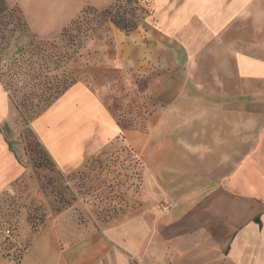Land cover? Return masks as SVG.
I'll use <instances>...</instances> for the list:
<instances>
[{
  "label": "crops",
  "instance_id": "0c3cea01",
  "mask_svg": "<svg viewBox=\"0 0 264 264\" xmlns=\"http://www.w3.org/2000/svg\"><path fill=\"white\" fill-rule=\"evenodd\" d=\"M114 1L0 0V16L16 9L31 34L47 37L85 7ZM141 1L149 15L134 31L111 26L114 63L149 79L177 69L172 95L152 93L167 101L143 127L122 130L99 93L77 81L31 129L60 172L128 148L149 202L109 226L79 221L73 208L49 215L17 264H264V0ZM9 100L0 82V195L26 172L3 130Z\"/></svg>",
  "mask_w": 264,
  "mask_h": 264
},
{
  "label": "rangeland",
  "instance_id": "374dc122",
  "mask_svg": "<svg viewBox=\"0 0 264 264\" xmlns=\"http://www.w3.org/2000/svg\"><path fill=\"white\" fill-rule=\"evenodd\" d=\"M117 6L137 20L149 15L148 3L141 0H120ZM100 11L92 7L82 15L80 24L86 38L66 70L99 93L120 126L141 128L149 110L167 101L166 96L155 98L152 93L168 88L172 95L181 73L177 69L156 72L149 79V71L130 73L118 69L114 63L112 24L100 17ZM54 36L36 37L47 38L57 47L65 45L52 41ZM31 40L35 38L17 10L1 16L0 68L3 71L10 68L15 59L23 61L27 52L24 58L16 54ZM162 76L166 78L164 82L153 81ZM188 90L193 91L190 87ZM1 112L6 115L4 133L11 138L18 160L26 169L24 177L0 195V258L3 260L17 264L47 217L64 209L73 208L79 221L88 217L109 226L140 212L149 202L141 191V162L128 148L113 145L80 167L60 172L31 129L35 118L20 113L11 102ZM7 230L11 231L8 235Z\"/></svg>",
  "mask_w": 264,
  "mask_h": 264
},
{
  "label": "trees",
  "instance_id": "16d2710c",
  "mask_svg": "<svg viewBox=\"0 0 264 264\" xmlns=\"http://www.w3.org/2000/svg\"><path fill=\"white\" fill-rule=\"evenodd\" d=\"M119 2L120 0H115L107 9L100 11L99 15L121 32L129 34L137 28L142 19L137 20L133 14L119 10L117 6ZM89 9L92 7H85L76 19L52 38V41L56 40L65 45L57 47L49 39L38 38L32 34L35 40L29 41L26 47L19 48L16 54L24 58L26 56L24 53L27 52L28 56L23 61L15 59L13 65L4 71L0 68V82L4 91L16 110L28 118L38 117L65 90L77 82L66 70V65L82 47L86 38L80 20ZM20 17L25 25L21 14ZM25 27L27 29L26 25ZM120 127L122 130L125 129Z\"/></svg>",
  "mask_w": 264,
  "mask_h": 264
},
{
  "label": "built area",
  "instance_id": "2783aa9c",
  "mask_svg": "<svg viewBox=\"0 0 264 264\" xmlns=\"http://www.w3.org/2000/svg\"><path fill=\"white\" fill-rule=\"evenodd\" d=\"M167 209H168V206L165 205V206L163 207V210H167Z\"/></svg>",
  "mask_w": 264,
  "mask_h": 264
}]
</instances>
